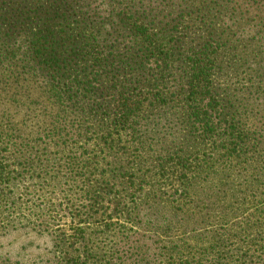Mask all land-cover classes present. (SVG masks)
Segmentation results:
<instances>
[{"label":"trees","instance_id":"trees-1","mask_svg":"<svg viewBox=\"0 0 264 264\" xmlns=\"http://www.w3.org/2000/svg\"><path fill=\"white\" fill-rule=\"evenodd\" d=\"M60 225L42 264H264V0H0V235Z\"/></svg>","mask_w":264,"mask_h":264},{"label":"rangeland","instance_id":"rangeland-1","mask_svg":"<svg viewBox=\"0 0 264 264\" xmlns=\"http://www.w3.org/2000/svg\"><path fill=\"white\" fill-rule=\"evenodd\" d=\"M61 226L63 227L66 225H60V227ZM65 231L64 236L59 238L52 237L47 233H39L38 231L23 229L10 231L5 235H0V255L5 258H11L13 261L17 259L22 262L24 261V264L34 263V260H32L33 258L41 259L40 262L42 264L45 263L49 257H55L57 255L70 257L77 255L79 252L73 251L76 247L74 245L76 238L73 236L75 233L69 226L65 227ZM54 239H66L60 247L63 250L58 251L53 247L54 243L56 244ZM88 239H118V237L113 236L111 233L101 235L94 232ZM261 243L264 244V239ZM50 250L53 251L52 254ZM261 251L264 252V249Z\"/></svg>","mask_w":264,"mask_h":264}]
</instances>
